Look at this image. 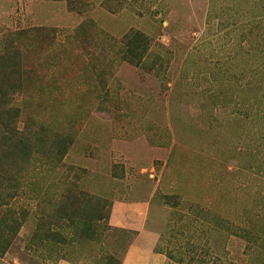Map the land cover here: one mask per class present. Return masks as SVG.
I'll return each instance as SVG.
<instances>
[{"label":"rangeland","instance_id":"obj_1","mask_svg":"<svg viewBox=\"0 0 264 264\" xmlns=\"http://www.w3.org/2000/svg\"><path fill=\"white\" fill-rule=\"evenodd\" d=\"M84 3L0 0V264H123V201L168 264H264V0Z\"/></svg>","mask_w":264,"mask_h":264},{"label":"crops","instance_id":"obj_2","mask_svg":"<svg viewBox=\"0 0 264 264\" xmlns=\"http://www.w3.org/2000/svg\"><path fill=\"white\" fill-rule=\"evenodd\" d=\"M147 207H146V206ZM147 204L114 202L109 223L125 229L132 236L123 264H168L167 257L156 250L158 236L146 226Z\"/></svg>","mask_w":264,"mask_h":264},{"label":"trees","instance_id":"obj_3","mask_svg":"<svg viewBox=\"0 0 264 264\" xmlns=\"http://www.w3.org/2000/svg\"><path fill=\"white\" fill-rule=\"evenodd\" d=\"M61 1H66L69 9L71 11L72 10L81 11V13H82L83 10H82L81 6L83 4H85L84 0H61ZM79 29L81 32L82 29L83 30L85 29V25L83 24V26L80 27ZM126 39L128 40V42H127V46L126 45L124 46L123 58H127L133 64H137V65L139 64L140 65L143 62L144 57L146 56V47H147L148 40H149L148 37H146L143 33L136 31V32H133L132 34H130L129 36H127ZM10 109L16 110V112H18V116H20V110L21 109L19 108V106L15 107V105H13L10 107ZM4 124L5 123L2 122V125H4ZM13 131L15 132L16 137H13V139L15 141L9 146V149L13 151V150H15L21 146H24V145H27L25 147H29V144L28 143L26 144L27 138H26L23 130H21L20 127L17 128V122L14 125ZM69 143H70V141L68 143H66V148L64 149V151L60 152L61 156H63L65 154L66 149H67V145ZM31 156L32 155H30V157H28V158L32 159ZM3 177H4V175H3ZM4 224H7V222H5ZM4 234H6V233H4Z\"/></svg>","mask_w":264,"mask_h":264}]
</instances>
